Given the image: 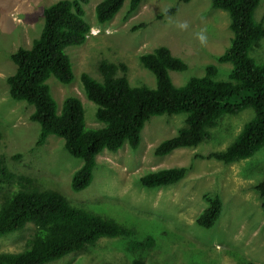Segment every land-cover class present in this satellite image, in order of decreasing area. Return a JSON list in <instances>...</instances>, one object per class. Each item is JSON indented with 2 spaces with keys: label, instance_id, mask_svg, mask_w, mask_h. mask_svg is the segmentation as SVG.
<instances>
[{
  "label": "rangeland",
  "instance_id": "1",
  "mask_svg": "<svg viewBox=\"0 0 264 264\" xmlns=\"http://www.w3.org/2000/svg\"><path fill=\"white\" fill-rule=\"evenodd\" d=\"M58 1L0 0V157L12 172L36 180L30 189L58 192L73 207L132 229L134 235L103 238L51 264H132L138 259L145 264H264V214L255 190L264 180V148L230 165L200 158L225 151L254 117L253 110L224 116L200 145L177 149L164 157L155 156L154 150L176 136L185 115L153 117L142 131L136 151L126 143L117 153L104 151L97 157L92 184L80 192H74L70 184L82 161L67 152L63 140L49 136L43 146L35 145L40 128L29 120L34 108L9 97L7 79L16 70L12 54L31 47L43 27V10ZM101 1L89 0L84 5L85 20L91 26L86 42L66 49L74 73L72 83L65 85L53 77L48 80L59 110L66 98L75 97L83 104L86 124L100 128L97 106L87 99L81 75L102 82V61L123 64L131 87L155 89V76L139 57L161 46L189 66L186 72H170L176 87L202 77L209 65L218 67L217 81L228 80L232 65L219 64L217 58L233 37L230 17L213 9L210 0L187 4L141 0L131 14L126 2L112 21L99 24L95 8ZM173 7H177L174 15L158 19ZM255 18L264 24V0ZM141 25L145 26L138 28ZM251 57L264 62V39ZM118 75H122L119 70ZM17 155L20 157L15 158ZM172 167L187 168L180 182L156 189L141 185L144 175ZM18 189L17 185L6 186L0 192V204L5 195ZM214 196L222 201L221 215L212 228L205 229L196 219L206 209L207 198ZM34 231V225L28 223L23 231L2 237L0 253L23 251ZM148 237L155 240L153 248L130 251V246Z\"/></svg>",
  "mask_w": 264,
  "mask_h": 264
},
{
  "label": "trees",
  "instance_id": "2",
  "mask_svg": "<svg viewBox=\"0 0 264 264\" xmlns=\"http://www.w3.org/2000/svg\"><path fill=\"white\" fill-rule=\"evenodd\" d=\"M260 1L210 0L213 9L225 11L230 17L233 37L229 47L217 58L219 64L232 65L227 81H217L218 67L209 65L202 77L190 78L176 87L170 72H186L189 66L164 46L139 57L141 64L155 76V89L131 87L123 64L102 61L99 65L102 82L82 74L84 92L97 106L95 116L102 124L95 129L86 124L79 99L66 98L59 110L48 84L51 77L65 85L72 83L74 73L66 49L83 45L91 32L84 10L89 0H60L43 10V27L31 47L12 54L16 70L7 79L9 97L34 108L29 120L40 128L37 147L43 146L49 136H56L63 140L72 157L82 161L71 179L74 192L83 191L92 184L96 159L104 151L117 153L126 143L136 151L146 124L158 116L185 115L184 125L176 136L155 148L154 155L164 157L177 149L200 145L224 116L253 110L254 117L225 151L200 157L225 165L251 158L264 148V62L259 63L251 57V52L264 39V24L255 18ZM126 2L128 14H131L141 0H103L95 8L97 22L112 21ZM176 12L177 7L170 8L158 19ZM118 70L122 75H118ZM1 141L0 133V145ZM186 173L185 167L160 169L141 177L140 183L147 189L166 187L180 182ZM33 180L12 172L0 157V192L6 186L19 187L5 195L0 204V239L23 231L28 223L35 227L25 249L19 253H0V264H51L94 246L103 238L133 237L132 229L73 207L58 192L30 189ZM255 190L262 200L264 214V180ZM221 211V199L208 197L207 207L196 219V224L212 228ZM154 244L155 240L148 237L130 246V251H147ZM132 264L145 263L138 259Z\"/></svg>",
  "mask_w": 264,
  "mask_h": 264
},
{
  "label": "clouds",
  "instance_id": "3",
  "mask_svg": "<svg viewBox=\"0 0 264 264\" xmlns=\"http://www.w3.org/2000/svg\"><path fill=\"white\" fill-rule=\"evenodd\" d=\"M181 27H185V25H181ZM201 40H203V37H201Z\"/></svg>",
  "mask_w": 264,
  "mask_h": 264
}]
</instances>
